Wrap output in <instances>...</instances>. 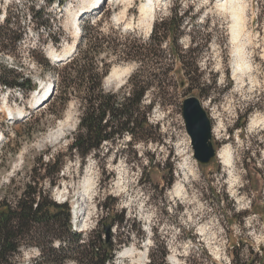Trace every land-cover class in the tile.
Masks as SVG:
<instances>
[{
    "label": "rangeland",
    "instance_id": "obj_1",
    "mask_svg": "<svg viewBox=\"0 0 264 264\" xmlns=\"http://www.w3.org/2000/svg\"><path fill=\"white\" fill-rule=\"evenodd\" d=\"M63 2L60 6L58 0L50 5L44 0H0V45L12 37L8 50L0 46V66L41 83L43 93L56 72L39 62H51L53 53L78 41L73 28L76 14L82 17L81 27L90 19L119 44L124 37L134 42V34L126 33L148 38L155 19L168 16L172 7L186 10L198 18V30L211 38L199 52L200 71L207 84L215 85L211 98L202 103L213 122L216 153L228 147L233 167L224 165L218 155L209 165L194 158L181 95L172 93L166 107L157 105L152 111L155 140L134 142L127 136L106 142L83 162L70 151L80 123L77 100L64 108L53 96L47 105L31 110L33 93L25 96L0 86V204L14 203L26 187L39 184L53 201L70 206L72 231L87 245L99 237L105 242V228L111 229L115 261L110 264H264V0H242L244 15L236 40L232 14L218 0H154L147 14L142 11L145 0H106L91 14L85 10L89 0ZM42 8L48 23L31 22L30 10ZM10 16L17 28L5 25ZM18 37L21 40L13 42ZM183 43L189 45V39L183 38ZM99 58L112 66L103 82L106 92H120L138 67L109 50ZM115 68L129 69L130 75L109 83ZM176 75L182 77L180 68ZM151 100L154 95L146 97L145 104ZM6 107L27 113L12 120ZM59 128L64 135L40 144ZM185 159L194 175L183 183L180 197L172 198ZM54 160L62 165L58 177L43 178L42 164ZM87 177L93 183L91 199L81 196ZM119 177L126 192L115 186ZM59 189H67L64 199L59 198ZM58 246L56 241L54 247ZM130 248L135 257L123 258L122 252ZM39 257L37 247L23 248L14 262L32 264Z\"/></svg>",
    "mask_w": 264,
    "mask_h": 264
},
{
    "label": "trees",
    "instance_id": "obj_2",
    "mask_svg": "<svg viewBox=\"0 0 264 264\" xmlns=\"http://www.w3.org/2000/svg\"><path fill=\"white\" fill-rule=\"evenodd\" d=\"M44 2L50 5L56 0ZM58 2L63 6V0ZM46 16L45 8L30 10L31 22L47 24ZM89 20L83 21L81 40L67 62L57 66L45 59L39 62L56 72V104L65 108L72 100H77L81 105L80 123L70 151L76 152L83 162L100 151L106 142L123 140L127 136L134 142L155 140L157 129L151 124V113L157 105L166 107L165 101L172 93L181 95L182 103L194 93L201 100L211 98L215 83L210 85L203 80L199 54L211 38L198 30L200 24L196 16L172 7L168 16L155 19L148 38L137 32L124 33L126 36L134 34V42L124 37L126 41L119 44L99 31L100 24L92 25ZM12 21L11 16L6 17L5 25L17 28ZM16 33L12 34L16 36ZM186 37L189 39L187 46L183 43ZM18 40L21 38L13 42ZM10 41L9 35L0 45L1 50H8ZM106 50L138 65L118 93L103 89L104 79L112 67L99 58ZM179 68L180 79L176 75ZM0 86L20 90L25 96L38 88L32 78L5 66H0ZM150 95H154L155 100L146 105V97ZM58 161L42 164L43 178L58 177L62 166ZM49 194L39 188V184L29 185L14 203L0 204V264H15L14 258L21 249L31 247L40 250V257L32 264H66L70 260L74 264L113 263L111 241L104 242L99 237L87 245L81 234L72 231L70 206L58 204ZM56 241L59 242L57 248L54 247Z\"/></svg>",
    "mask_w": 264,
    "mask_h": 264
},
{
    "label": "bare ground",
    "instance_id": "obj_3",
    "mask_svg": "<svg viewBox=\"0 0 264 264\" xmlns=\"http://www.w3.org/2000/svg\"><path fill=\"white\" fill-rule=\"evenodd\" d=\"M101 1L102 0H89L88 7L85 9L87 12H89L88 14H91L94 11L100 10V8L102 6L99 8V3ZM153 1L154 0H145V2L142 5V11L144 13L147 14V12H150V10H152V8H153ZM105 2H106V0H103V4ZM218 2L221 3L223 7L228 8L229 11L232 14V18H233V22H234V26H233V37L236 40L238 38V35H239V32H240L239 26L241 24V21L243 20L242 18H243V15H244V6L242 4V0H218ZM81 19H82V17L80 16V13L79 14H76L75 15V18L73 19V24H74L73 25V28H75L74 30H76V33H77V36L76 37H77L78 41L81 40V37H82V34H83V30H82L81 25H80ZM150 28L152 29V26ZM78 41H76L73 45H70L68 47V49L65 50V51L53 53L51 55V58L56 57V61L51 60L52 64H54V65H56L57 63L63 64L67 60V58L69 59L68 56L71 55L73 52L76 51ZM237 65H238V69H241L242 68V64H237ZM248 67L250 68V66H248ZM245 70H247V69H245ZM127 74H129V69H125V70H121L120 71V70H118V69L115 68V69H113L111 71V73H110L109 77L107 78V80H108L109 83L112 82L114 79H118V80H120L119 82H121L122 77L123 76L125 77V75L127 76ZM49 83H51L53 85V87H54V84H53L52 81L49 82ZM49 83H48V85H49ZM48 85H46V86L48 87ZM47 87L45 88V90H44L43 93H40V91H39L40 88L37 89V90H35L33 92V95L35 96V100L36 101H34L32 103V105L30 106V109L31 110L37 109L36 108L37 106H39L41 104H44V102H46V100L49 97V93L46 92L47 91ZM53 90H54V88H53ZM52 94H53V91H52ZM41 107L42 106H40V108ZM5 110H6V113L8 114V116L12 120H20L22 117H24V114L27 113V111H24V110L13 111V110H11L10 108H7V107H6ZM253 122L256 124V121H253ZM254 123H253V125H254ZM59 129L60 130H58V131H56L54 133L49 134L46 138H44V140L41 141L40 144L45 143V142L46 143H52V142L55 141V139H59V137L63 134L62 129L61 128H59ZM219 138L220 139L222 138V134L221 133L219 134ZM217 155H218L217 156L218 159H220L223 162L224 165H226L228 167L230 166L231 168L233 167V164H232L233 156H232V152L230 151V149L228 147L225 148V149H223V150H221V151H219V153ZM179 171L180 172H179L178 180L176 182V185L174 186V191L171 194L172 195V198H177V197L179 198L180 197V195L182 194V189L184 187L183 183L186 182L189 179V176H193L194 175L191 167L189 166L188 159L183 160V162L179 166ZM92 184H93L92 183V179L90 177H87V178H85L82 181L81 187H80V189L82 190V195H81L82 197L91 199L92 191H93L92 190L93 189L92 188L93 187ZM115 186H116V188H118L119 191L126 192V187L124 186V182H123V179L122 178L119 177V179L116 182ZM66 190L65 189H59L58 190V196H59V198L64 199L66 197V195H67ZM204 229H206V227ZM121 255H122L123 258L133 257L135 255V250L132 249V248L127 249L124 252H122Z\"/></svg>",
    "mask_w": 264,
    "mask_h": 264
},
{
    "label": "water",
    "instance_id": "obj_4",
    "mask_svg": "<svg viewBox=\"0 0 264 264\" xmlns=\"http://www.w3.org/2000/svg\"><path fill=\"white\" fill-rule=\"evenodd\" d=\"M48 102L46 101L42 105L45 106ZM182 112L186 130L191 140L194 158L201 165L211 164L217 156L213 143L214 129L212 119L204 108L202 100L197 96L186 98L182 104ZM105 232L106 241L109 242L111 239V229L107 227L105 228Z\"/></svg>",
    "mask_w": 264,
    "mask_h": 264
}]
</instances>
